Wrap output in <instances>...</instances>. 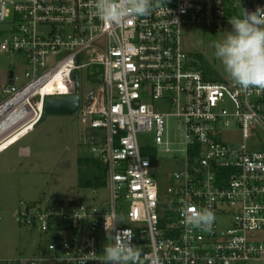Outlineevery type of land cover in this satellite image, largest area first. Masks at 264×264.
<instances>
[{"label":"built area","instance_id":"1","mask_svg":"<svg viewBox=\"0 0 264 264\" xmlns=\"http://www.w3.org/2000/svg\"><path fill=\"white\" fill-rule=\"evenodd\" d=\"M235 6L242 15L264 0ZM228 17L226 0H156L150 15L106 25L93 0H0V23L11 32H0V50L29 67L21 86L13 72L0 89V125L7 124L0 144L40 121L46 97L79 95L83 143L106 169L105 183L89 188L95 203L27 204L19 218L40 233L46 252L0 264H102L104 246L125 229L156 264H264V240L253 236L264 229V92L213 80L183 45L186 25L219 30ZM90 67L98 68L89 76L96 86L82 97ZM171 116L184 124L185 148L163 195L156 147L172 151ZM226 129L242 141L220 140ZM140 133H151L155 145H141ZM182 201L210 209L212 230L182 224Z\"/></svg>","mask_w":264,"mask_h":264},{"label":"rangeland","instance_id":"2","mask_svg":"<svg viewBox=\"0 0 264 264\" xmlns=\"http://www.w3.org/2000/svg\"><path fill=\"white\" fill-rule=\"evenodd\" d=\"M240 16L241 10L238 9L236 17ZM7 29V25L0 23V32L10 35L11 32L6 31ZM231 30L229 20L219 30L194 24L184 27L185 49L201 66H205L212 73L213 80L233 83L214 57L213 48V42L222 40L226 32ZM194 53L199 56L195 57ZM28 69V63L21 55L0 50V89L8 82L9 71L19 77L21 86L25 82L24 74ZM97 70L98 68L90 67L82 72V87L79 92L82 97L96 86V82L89 76ZM2 99L0 95V102ZM152 102L159 111H171L161 101ZM83 124L77 113H44L33 130L31 126L25 129L27 134L24 137L23 133H14L1 142L0 151L7 149L0 153V259L22 261L32 255L33 249L43 239L37 230L32 231V227L21 223L19 215L27 204L41 206L46 200L93 201L91 190L79 185V159L93 158L99 163L100 161L91 153L89 146L83 143ZM236 129L224 130L220 140L233 143L242 141L241 133ZM258 138V142L264 144L263 132L259 131ZM168 139L171 152L165 151L164 146L156 147L159 159L155 165L154 177L163 195H167L168 187L175 184L172 174L182 168L180 159L185 148L184 124L174 116L168 119ZM139 140L141 145H155L151 133H140ZM253 143V139L248 141L251 149H256L252 147ZM21 147L30 148L31 153L22 156ZM101 192L106 193V190ZM253 236L264 240V229L253 233Z\"/></svg>","mask_w":264,"mask_h":264},{"label":"clouds","instance_id":"3","mask_svg":"<svg viewBox=\"0 0 264 264\" xmlns=\"http://www.w3.org/2000/svg\"><path fill=\"white\" fill-rule=\"evenodd\" d=\"M155 5L156 0H93L94 14L106 25H121L131 18L148 16ZM229 23L232 30L222 40L213 42L214 57L227 77L241 89L264 92V8L244 10L240 17L229 19ZM182 204V224L212 230L215 215L210 209L183 201ZM105 229L108 231L107 221ZM132 236L130 229L112 235L113 242L104 246L102 264H145L150 259L156 264L155 259L132 244Z\"/></svg>","mask_w":264,"mask_h":264},{"label":"trees","instance_id":"4","mask_svg":"<svg viewBox=\"0 0 264 264\" xmlns=\"http://www.w3.org/2000/svg\"><path fill=\"white\" fill-rule=\"evenodd\" d=\"M226 8L229 17H236L237 7L235 0H226ZM195 57L199 54L194 53ZM203 70L208 71L205 66H201ZM210 72V71H209ZM44 114V113H43ZM43 117V116H42ZM41 117V118H42ZM79 185L82 188H91L94 186H102L105 183L106 169L101 166L97 159L80 158L79 159ZM75 202V201H71ZM46 249L42 242L36 247L35 255L44 254Z\"/></svg>","mask_w":264,"mask_h":264},{"label":"water","instance_id":"5","mask_svg":"<svg viewBox=\"0 0 264 264\" xmlns=\"http://www.w3.org/2000/svg\"><path fill=\"white\" fill-rule=\"evenodd\" d=\"M8 77H13V71H9ZM80 105L79 95L48 96L44 103V113L74 114Z\"/></svg>","mask_w":264,"mask_h":264},{"label":"crops","instance_id":"6","mask_svg":"<svg viewBox=\"0 0 264 264\" xmlns=\"http://www.w3.org/2000/svg\"><path fill=\"white\" fill-rule=\"evenodd\" d=\"M37 124H38V123H37ZM37 124H36V125H37ZM36 125H35V126H36ZM35 126H34V128H35ZM34 128H33V129H34ZM9 147H10V146H9ZM6 149H7V148H6ZM6 149H4V150H6ZM4 150H1L0 153H1L2 151H4ZM20 150H21V155H22V156H26V155H29V154L31 153L30 148H24V147H21ZM36 247H37V246H36ZM36 247H35V249H33L32 254H34V252H35V250H36Z\"/></svg>","mask_w":264,"mask_h":264},{"label":"bare ground","instance_id":"7","mask_svg":"<svg viewBox=\"0 0 264 264\" xmlns=\"http://www.w3.org/2000/svg\"><path fill=\"white\" fill-rule=\"evenodd\" d=\"M6 126H7L6 123H3L2 125H0V133H1V132H4L3 130H5ZM30 126H31V128H32V130H33L34 126H32V124H31ZM30 126H29V127H30ZM5 134H8V132L6 131ZM3 136H4V135H3Z\"/></svg>","mask_w":264,"mask_h":264}]
</instances>
